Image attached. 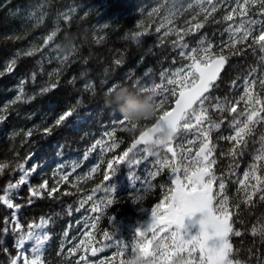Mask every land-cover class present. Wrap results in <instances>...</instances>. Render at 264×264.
Returning a JSON list of instances; mask_svg holds the SVG:
<instances>
[{"label": "trees", "instance_id": "16d2710c", "mask_svg": "<svg viewBox=\"0 0 264 264\" xmlns=\"http://www.w3.org/2000/svg\"><path fill=\"white\" fill-rule=\"evenodd\" d=\"M238 2L214 0L216 11L205 20L199 0H0V115L5 116L0 121V163L9 164L0 175V195L9 183L18 181L17 166L23 164L29 173L27 182L12 199L18 206V222L23 228L43 219L50 220L46 228L50 239L42 254V264H77L80 256L86 257L87 264H100L102 260L105 264H119L118 258L113 260L117 249L104 245L123 241L129 244L127 255L130 254L136 231L144 229L147 214L171 187L169 169L160 170L155 178L149 175L159 168L153 167L157 158L152 156L141 165L130 166L125 161L116 166L109 181L104 180L107 162L121 155L140 131L156 121L155 117L142 122L135 132L121 130L116 123L120 112L115 105L105 103V94L113 85L138 90L139 80L149 88L164 84L170 89L173 86L167 85V79L190 63L180 53L211 44L214 56L227 57L224 71L210 89L212 104L236 103L244 93L246 82L252 81L256 82V93L264 98V88L259 84L264 79V52L253 44L252 38L235 48L230 44L229 26H238L244 18L237 15L228 21L225 17L237 8ZM203 6L210 10L206 0ZM61 14L70 19L65 21ZM248 18L264 21L259 5L250 8ZM196 23H202L203 27L187 31ZM255 27L258 29L259 25ZM178 30H185L179 32L183 36L179 43ZM53 31L57 32L56 36L45 45V38ZM136 32L144 33L138 41L131 38ZM255 35H259L258 30L253 32ZM185 44L186 48L180 46ZM33 49L38 51L27 55ZM13 61L15 65L9 71ZM21 87L24 98L16 101ZM159 91L156 103L165 99L163 90ZM175 99L169 92L164 110H170ZM212 104L207 105L209 115L221 123L219 129L210 133L217 160L214 173L225 178L224 194L234 213L233 227L242 233L240 237H230L237 250L234 258L245 264H264V242L260 235L251 233L253 227L264 228V201L257 195L254 203L245 204L239 183L259 154L264 123L255 125L253 134L247 137V148L233 158L229 152L234 142L226 138L234 135L231 124L235 114L215 110ZM236 107L239 112L245 105L241 101ZM66 111L72 115L56 125V120ZM107 133L114 136L110 138ZM198 136L195 131L182 136L174 142L176 150L180 151L179 146L192 148L195 155L200 146ZM97 140L102 143L93 149ZM188 140L194 143L188 144ZM113 142L119 147L107 150ZM165 155L163 151L160 159ZM167 155L171 158V154ZM93 168H96L94 173ZM133 174L140 177L138 182L130 178ZM260 174H264V169ZM63 176L67 179H62ZM45 183L42 197L30 196V189H39ZM109 184L118 202L106 207L103 189ZM52 189L56 191L49 197L48 191ZM218 190L217 181L214 191ZM138 194L143 198L134 204L132 200ZM102 200L105 203H100ZM93 205H99L102 211L93 213ZM5 228L9 229L6 236ZM12 228L11 213L0 204V264H10L17 255L14 237L18 234ZM105 232L111 234V241L104 239ZM82 240L87 251L80 248L71 254L70 250ZM92 247L104 250L92 256Z\"/></svg>", "mask_w": 264, "mask_h": 264}, {"label": "snow or ice", "instance_id": "6c2138e0", "mask_svg": "<svg viewBox=\"0 0 264 264\" xmlns=\"http://www.w3.org/2000/svg\"><path fill=\"white\" fill-rule=\"evenodd\" d=\"M204 3L205 0H199L201 12L205 13V20H207L208 16L216 11V5L214 0H206L207 5L210 6L209 10V8L203 6ZM258 5L260 6V15L264 16V0H239L237 8H233L232 12L225 17L228 21H232L234 16L237 15L244 18L238 26H229L231 47L235 48L238 43H243L252 38L253 44L257 45L261 52H264V21L248 18L250 8ZM189 7H192V5H189ZM61 15L65 21L70 19L67 15ZM43 18L42 16L40 20L42 21ZM193 19H196V17H193ZM168 22L171 23L170 20ZM257 25H259L258 29L255 27ZM202 27V23H196L187 31H196ZM156 30L159 32L160 28ZM256 30L259 31V35L253 36V32ZM180 31L185 30H178V43L183 40V36L179 35ZM56 34L57 32L53 31L48 35L44 40V44L47 45L52 41ZM143 34L136 32L131 38L138 41ZM201 43L203 44V41ZM180 46L187 47L186 44ZM211 49L212 45L209 44L199 50L193 49L190 53L182 51L180 55L189 59L190 63L174 72L172 78L167 79V85L173 86L170 89L165 87L164 84H157L149 88L137 80L136 85L140 92L151 91L155 95H160L161 91L159 90H163L165 99L160 100L155 105V123L147 130L140 131L139 135L133 139L130 146L121 155L109 160L107 162V171L104 174V180L109 181L116 166L125 161L130 166L147 163L150 156L143 150V145L152 138L153 133L163 125H168L176 130L174 139L164 149L165 157L163 159L157 158L153 164V167L158 165L159 168L149 173L152 178H155L160 174V170L169 169L171 172L169 177L171 187L168 189V194L151 208L150 222L143 230L138 229L136 231L130 244L131 251L139 249L146 258H154L158 264H176L178 259L183 260V264H245V262L234 258L237 250L234 249L230 237L233 235L240 237L242 233L233 227L234 213L230 211L229 198L224 194L226 189L225 178L223 176L218 177L214 173V165L217 160L213 156L215 148L211 143L210 133L213 129H219L221 123L213 121L209 115L207 105L212 104V97L209 94L210 89L215 86V82L225 66L227 57L223 54L214 56ZM35 51H38V49L30 50L27 55H33ZM14 65L15 61L9 65L8 70L11 71ZM255 83V81L246 82L243 95L240 96L239 101L231 103L230 106H228L229 102L227 101L225 103L217 102L212 104L215 110L220 112L228 111L230 115L235 114L231 124L235 129L234 135L226 138L234 142V147L229 152V155L233 156V158L243 154V151L247 148V137L253 134L255 125L264 123V98L259 96L254 90ZM259 84L264 88V79H260ZM85 87L89 86L86 85ZM48 90L42 89L45 92ZM169 92L173 97H177L175 106L171 110H164ZM23 98L24 93L21 87L16 101H21ZM16 101H13V103ZM241 101L245 107L238 112L236 104ZM158 112L162 114L157 115ZM71 115V111H66L56 120V125H60ZM4 119L5 116L0 115V121ZM116 123L121 126V130L129 131V127L126 126L130 122L122 116L116 120ZM131 127L136 129L137 125L132 124ZM45 131H50V129H45ZM193 131L199 133L198 139H200V146L195 151V155H192V148L184 149L182 146H179L180 151L178 152L174 142L182 136L191 134ZM28 135H31V133H28ZM107 135L111 138L114 133H107ZM261 140L262 146L259 154L254 157L255 162L244 173V178L239 181L244 192L245 204L254 203L253 198L257 195H259L261 201H264V174H260L261 169H264V137ZM101 143L100 140H97L92 146L93 149L97 145H101ZM187 143L193 144L194 141L188 140ZM105 147L107 148V146ZM118 147L119 144L113 142L107 150L111 151ZM167 154H171V158ZM8 167V163H0V175ZM17 168L22 172L24 171L23 164H19ZM95 171L96 168H93L92 172L94 173ZM27 176L28 173L24 172L18 183H9L5 189V194L0 195V202H3L9 209L18 207L13 204L9 194L20 185L25 184ZM130 178L133 182L140 180V177L135 174ZM62 179L66 180L67 176H63ZM217 181L219 190L214 191V184ZM144 183H148V181H144ZM45 188L46 183L39 185V189H30V196L42 197L41 190ZM99 188L100 186L97 185V190ZM55 191V189L48 191V196L52 197ZM103 191L106 193V207L118 202L113 196V188L110 184ZM142 191H147V189H141ZM142 198V195L138 194L133 198L132 202L134 204L138 203ZM92 199L91 195L88 196L89 201ZM100 203H105V201L102 200ZM81 207H83V203ZM91 210L93 213L102 211L99 205H93ZM197 212L202 214V218L198 222L200 226L199 232L189 238L187 233L182 234L181 229L185 227V217L190 218ZM111 219L112 217L109 216V222ZM5 223H7V220H5ZM13 223L14 228L12 231L21 233L15 243L17 250H23L28 242L33 245L34 258L29 260L25 256L23 264H42V253L50 239L49 234L46 232L50 220L43 219L39 224H29L27 233L22 232V225L15 221V215ZM92 227H96L95 223L92 224ZM8 231L9 229L5 228L3 234L6 236ZM251 233L254 236L260 235L262 242H264V228L253 227ZM103 235L106 241L112 240V236L108 232ZM91 239L92 237L89 235L88 241L90 242ZM210 240H214V242L209 244ZM104 247H115L117 253L113 260L118 258L119 264H125L129 251L128 243L123 241L115 244L106 243ZM80 248H84L87 251L85 241L82 240L75 249H71V254H75ZM103 250V248L92 247L91 255L96 256L97 252ZM4 251L6 252L7 249H4ZM185 253L187 254V259L183 255ZM19 260L20 256L17 255L10 260V264H19ZM80 261H84L87 264L85 256H80L77 264H80ZM100 264H105V261L102 260Z\"/></svg>", "mask_w": 264, "mask_h": 264}, {"label": "clouds", "instance_id": "9594fccd", "mask_svg": "<svg viewBox=\"0 0 264 264\" xmlns=\"http://www.w3.org/2000/svg\"><path fill=\"white\" fill-rule=\"evenodd\" d=\"M156 95L151 91L140 92L126 85H114L105 94V103L108 106H116L121 116L129 121V132H135L138 126L144 121L153 120L156 117L155 105ZM137 125L132 129L131 125ZM176 135V130L168 125L158 128L152 138L143 145V150L149 156L160 158L162 152ZM125 264H157L156 259L146 258L139 249L131 251L125 259ZM176 264H183L178 259Z\"/></svg>", "mask_w": 264, "mask_h": 264}, {"label": "rangeland", "instance_id": "374dc122", "mask_svg": "<svg viewBox=\"0 0 264 264\" xmlns=\"http://www.w3.org/2000/svg\"><path fill=\"white\" fill-rule=\"evenodd\" d=\"M24 172H27L26 170H25V167H24V171L22 172V171H18V175H19V177H18V181H19V178L22 176V175H24ZM28 173V172H27ZM28 175H29V173H28ZM18 181L17 182H13V183H18ZM26 184V183H25ZM20 187H21V185L17 188V189H14V190H12L11 191V193L9 194V196H10V199H12L13 197H16L19 193H20ZM6 189V188H5ZM5 189H4V191H3V193L2 194H5ZM1 194V195H2ZM12 201H13V199H12ZM0 204L1 205H3L10 213H11V217H12V223H13V217H14V215H15V221L16 222H18V218H19V212H18V208L17 207H14V208H12V209H9L5 204H3V202H0ZM202 218V214L201 213H199V212H197V213H195L192 217H185V220H184V225H185V227L183 228V229H181V232H182V234L183 233H187V236L190 238L191 236H195V235H197L198 234V232H199V220ZM41 221H38L37 223H33V224H39ZM150 222V213L149 214H147V217H146V220L143 222V223H145V227L147 226V224ZM144 227V228H145ZM13 228H14V223H13ZM12 228V229H13ZM29 231V229H28V227H27V225L26 226H24V228L22 227V232L23 233H27ZM16 233V232H15ZM18 235H15V237H14V241H15V243H16V239L18 238V236L21 234V233H17ZM214 242V240H210L209 241V244H211V243H213ZM32 248H33V245H32V243L31 242H28V243H26V245H25V247H24V249L23 250H17V248H16V250H17V255H19L20 256V260H19V264H23V259H24V257L25 256H27V258L29 259V260H31V259H33L34 258V255H33V251H32ZM43 254V253H42ZM16 255V256H17ZM184 255V257H185V259H187V254L185 253V254H183ZM198 255V254H197ZM157 264H158V262H157Z\"/></svg>", "mask_w": 264, "mask_h": 264}, {"label": "water", "instance_id": "95a60500", "mask_svg": "<svg viewBox=\"0 0 264 264\" xmlns=\"http://www.w3.org/2000/svg\"><path fill=\"white\" fill-rule=\"evenodd\" d=\"M224 67H225V66H224ZM223 69H224V68H223ZM223 69H222V71H223ZM222 71H221V72H222ZM220 74H221V73H220ZM219 76H220V75H219ZM174 106H175V104H174ZM174 106H173V107H174Z\"/></svg>", "mask_w": 264, "mask_h": 264}]
</instances>
